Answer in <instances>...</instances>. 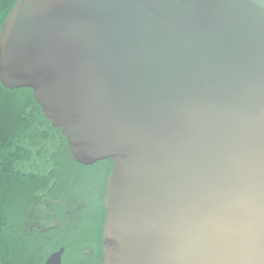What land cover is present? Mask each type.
Returning <instances> with one entry per match:
<instances>
[{"label": "water", "instance_id": "obj_1", "mask_svg": "<svg viewBox=\"0 0 264 264\" xmlns=\"http://www.w3.org/2000/svg\"><path fill=\"white\" fill-rule=\"evenodd\" d=\"M0 82L113 160L103 264H264V0H19Z\"/></svg>", "mask_w": 264, "mask_h": 264}, {"label": "trees", "instance_id": "obj_2", "mask_svg": "<svg viewBox=\"0 0 264 264\" xmlns=\"http://www.w3.org/2000/svg\"><path fill=\"white\" fill-rule=\"evenodd\" d=\"M19 0H0V34ZM113 160L76 162L28 88L0 82V264H103Z\"/></svg>", "mask_w": 264, "mask_h": 264}]
</instances>
